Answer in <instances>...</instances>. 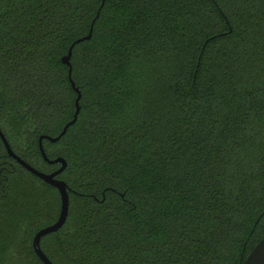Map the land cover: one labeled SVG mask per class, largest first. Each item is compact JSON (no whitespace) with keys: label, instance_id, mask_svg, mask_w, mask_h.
<instances>
[{"label":"trees","instance_id":"1","mask_svg":"<svg viewBox=\"0 0 264 264\" xmlns=\"http://www.w3.org/2000/svg\"><path fill=\"white\" fill-rule=\"evenodd\" d=\"M214 1L105 0L72 48L80 111L43 140L69 188L53 264H239L264 235V0ZM100 3L0 0V129L40 171ZM59 209L0 139V264H43Z\"/></svg>","mask_w":264,"mask_h":264},{"label":"water","instance_id":"2","mask_svg":"<svg viewBox=\"0 0 264 264\" xmlns=\"http://www.w3.org/2000/svg\"><path fill=\"white\" fill-rule=\"evenodd\" d=\"M105 0H101V3L96 11L95 16L93 17L89 30L86 35L76 38L68 47L67 53L62 56V62L68 66V75L70 79L71 86L73 87L74 91L76 92L75 97V110L73 113L72 118L67 121L64 126L62 127L61 131L56 136H50L47 134H42L38 137V148L39 151L45 161L48 163H57L59 164V167L52 171V172H43L35 168L34 166L30 165L28 162H26L24 159H22L20 156H18L10 147V144L8 143L6 137L4 136L3 132L0 129V139L5 147V150L7 154L12 157L18 164H20L24 169L35 175L36 177L42 179L47 184L55 187L59 193L60 197V209L57 219L44 227H41L33 236L32 239V247L35 252V254L38 256V258L42 261L43 264H53L52 261L49 259V257L46 255V253L43 251L40 245L41 237L49 234L51 232L57 231L66 221L68 210H69V194H68V185L67 183L58 178L57 175L60 174L64 168L66 167V160L62 156H57L52 159L48 158L46 155V152L43 147V140L46 139L49 142H55L57 141L68 129L69 126H71L77 119V116L80 111V104L79 100L81 98V92L78 87L75 86L74 81L71 77L72 72V64L70 61L72 48L75 44L88 40L92 36L93 31V25L95 23L96 18L98 17L100 10L104 4ZM215 3V1L213 0ZM223 17L224 14L222 13ZM228 23V21H227ZM228 31L231 30L230 26H228ZM239 264H264V235L255 243V245L252 247V249L248 252V254L244 257V259L240 260Z\"/></svg>","mask_w":264,"mask_h":264}]
</instances>
